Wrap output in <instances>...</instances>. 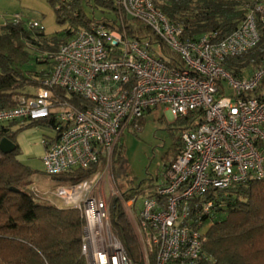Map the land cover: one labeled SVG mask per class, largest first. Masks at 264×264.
<instances>
[{
    "label": "built area",
    "instance_id": "built-area-1",
    "mask_svg": "<svg viewBox=\"0 0 264 264\" xmlns=\"http://www.w3.org/2000/svg\"><path fill=\"white\" fill-rule=\"evenodd\" d=\"M157 1L116 0L119 11L147 25L152 37L131 39L124 29H111L103 22L79 29L55 52L39 55L48 68L34 93L21 96L16 107L0 110V126L54 121L42 125L50 136L39 141L45 174L60 177L105 164L102 172L59 184L45 194L31 186L37 197L49 196L48 201L58 207L80 211L87 264H151V259L154 264H216L204 250L213 222L214 201L208 196L264 179V96L255 94L264 83V63L239 77L224 66L226 60L259 45L256 13L263 6L250 11L223 39L215 33L186 39L183 25L170 21ZM118 26L123 28L122 18ZM28 27L44 30L38 21ZM164 47L180 64L162 60ZM55 88L80 97L86 106L77 107L57 96ZM159 106L174 120L201 112L203 122L193 121L182 131L180 151L156 188L143 198L138 213L139 195L126 203L139 238L141 261L136 263L111 223L112 200L123 196L110 187L107 197L102 181L123 132L138 128Z\"/></svg>",
    "mask_w": 264,
    "mask_h": 264
},
{
    "label": "trees",
    "instance_id": "trees-1",
    "mask_svg": "<svg viewBox=\"0 0 264 264\" xmlns=\"http://www.w3.org/2000/svg\"><path fill=\"white\" fill-rule=\"evenodd\" d=\"M48 1L55 9L57 22L70 24L71 28L65 33L48 38L44 30L30 29L22 21L7 22L0 30V110L16 107L21 96H31L34 92L28 89L35 91L39 79L46 74L47 62H42L47 68L36 71L41 74L36 78L26 74V71L32 70L26 67L35 63L34 59L38 61L37 57L31 56V50L55 52L75 31L88 29L94 22H103L111 29H124L131 39L152 37L147 25L124 14L123 28L118 26L120 17L116 0H95L98 6L115 14L113 20L89 18L83 4L90 0ZM263 1L158 0L156 6L170 21L183 25L186 39H196L209 33L223 39L237 29L250 11H255L258 5L263 6ZM256 15L261 34L259 45L224 63L226 70L238 77L247 76L245 71L250 69L252 73L264 63V14L257 12ZM163 52L162 60L168 65L173 62L180 64L166 47ZM261 87L255 93L258 97L262 96ZM52 91L77 107L86 106L80 97L68 95L66 90L55 88ZM202 117L201 112L192 113L168 126L171 128L178 123L187 129L193 121L196 125L201 124ZM47 123L54 124V121H16L0 126V141L6 138L16 145L13 153H0V264H87L82 255L85 221L80 211L61 208L37 197L31 186H36L33 177L38 172L18 160L21 154L17 142L19 133ZM121 148L122 144L118 150ZM101 165H94L86 171L74 170L60 176L59 180L71 184L88 179L102 170ZM147 182L148 179L128 189L119 187L120 192L129 200L133 195L148 193L150 188H156ZM208 198L214 201V207L213 222L206 232L205 252L215 259L216 264H264V179L212 192ZM111 223L128 256L140 263L137 239L116 198L112 200ZM151 264H154L153 259Z\"/></svg>",
    "mask_w": 264,
    "mask_h": 264
},
{
    "label": "rangeland",
    "instance_id": "rangeland-1",
    "mask_svg": "<svg viewBox=\"0 0 264 264\" xmlns=\"http://www.w3.org/2000/svg\"><path fill=\"white\" fill-rule=\"evenodd\" d=\"M85 1L86 0H84V2ZM83 5L86 15L91 19L95 18L96 20H100L105 17L113 20L115 18V14L111 12V10H106L98 6L95 0H90L89 3L85 2ZM262 13L264 14V3ZM118 14L119 17L123 19V13L119 11V9ZM19 16L27 27L28 23L34 21L40 22L48 38L61 35L71 28L69 23L62 25L57 22L55 9L48 0H0V30L7 22H12ZM40 54H45V52L31 50V56L37 57L38 61L34 59L35 63L26 67L27 70L32 69L30 72L26 71L28 76L36 78L37 75H41L37 74L39 71L47 68V66L43 64L45 61L44 58L39 56ZM250 73V69L245 71V75H249ZM28 91L31 93L34 92L33 88H29ZM226 92L228 95L232 93L227 85ZM260 93L264 96V85H262ZM170 124H175V120L168 114L163 106H159L157 109H153L151 112L147 113L144 120L140 121L138 128L130 127L123 132L121 137L122 148L121 150L116 149V152L114 151L112 154L107 178H104L102 181L106 186L107 197L110 196V187L120 191V188L128 189L147 179L149 186L151 184L156 186L158 182L161 181L165 173V168H167L168 164L174 158V155L178 153L174 154V152L180 149L181 133L184 129V127L178 123L170 128L168 126ZM23 132L27 143L35 147H40L39 141L42 138L50 136V131L44 126L30 127L21 133ZM21 133H19V135ZM25 163L38 172L33 177V182L41 194H45V192L54 189L57 185L63 184L58 176L45 174L42 159L37 153L28 155L25 159ZM101 166L102 172L105 168V164ZM152 179L154 180L153 182L149 181ZM154 189L155 188H150V190ZM146 194L147 192L139 195L140 200L135 208L136 214ZM45 198V200H49V196ZM114 199L115 198H113V201ZM56 201L59 205L62 204V201ZM127 201L128 200L123 197V200H119L118 203L133 229L140 252L135 217L129 212L126 204Z\"/></svg>",
    "mask_w": 264,
    "mask_h": 264
},
{
    "label": "crops",
    "instance_id": "crops-1",
    "mask_svg": "<svg viewBox=\"0 0 264 264\" xmlns=\"http://www.w3.org/2000/svg\"><path fill=\"white\" fill-rule=\"evenodd\" d=\"M17 142L21 151L20 156H18V160L21 161L23 164L27 165L25 163V159L28 155H31L33 153H37L39 157L42 159V155L44 154V147L40 143H39L40 147H35L30 145V143H27V141L24 138V132L18 135Z\"/></svg>",
    "mask_w": 264,
    "mask_h": 264
},
{
    "label": "water",
    "instance_id": "water-1",
    "mask_svg": "<svg viewBox=\"0 0 264 264\" xmlns=\"http://www.w3.org/2000/svg\"><path fill=\"white\" fill-rule=\"evenodd\" d=\"M16 145L13 144L9 139H2L0 141V153L7 155L15 151Z\"/></svg>",
    "mask_w": 264,
    "mask_h": 264
}]
</instances>
